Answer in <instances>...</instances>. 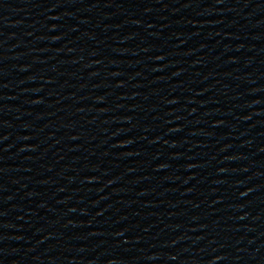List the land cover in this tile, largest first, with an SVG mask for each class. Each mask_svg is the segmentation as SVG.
<instances>
[{
	"label": "water",
	"instance_id": "1",
	"mask_svg": "<svg viewBox=\"0 0 264 264\" xmlns=\"http://www.w3.org/2000/svg\"><path fill=\"white\" fill-rule=\"evenodd\" d=\"M264 144V0H0V264H189Z\"/></svg>",
	"mask_w": 264,
	"mask_h": 264
}]
</instances>
